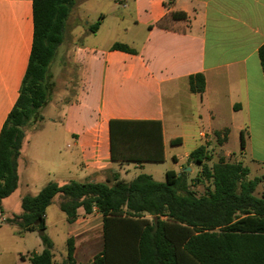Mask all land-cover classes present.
<instances>
[{
	"label": "crops",
	"instance_id": "0c3cea01",
	"mask_svg": "<svg viewBox=\"0 0 264 264\" xmlns=\"http://www.w3.org/2000/svg\"><path fill=\"white\" fill-rule=\"evenodd\" d=\"M112 1L111 16L121 26L120 38L103 48L82 41L70 51L78 69L74 97L63 107L58 122L47 118L48 124L24 129L26 137L17 158V188L1 201L7 202L6 206L14 202L21 207L25 195H14L21 182L20 168L38 166L47 172L51 165L65 163L68 182H99L113 172L126 181L123 174L130 173L129 165L110 160V120L159 121L164 161L170 158L173 164L187 160L189 153L201 145L207 150L215 145L223 147L232 137L239 134L243 138L246 131L264 126V78L258 59V49L264 44V0H175L169 7H165V0ZM171 13H182L185 19H173ZM104 21L103 17L93 34ZM160 21L164 28L157 26ZM32 39V0H0V131L18 98ZM115 42L133 53L111 50ZM195 74L204 77L201 95L189 92L188 77ZM194 112L206 130L192 137L188 127L196 125ZM60 141L67 143L65 155L58 153ZM171 141L174 145L193 142V148L184 157L167 154ZM136 167L161 182L159 171L140 164ZM32 177L23 181L24 186ZM47 209L45 229L49 227ZM92 217L101 228V241H97L98 253L101 251V214L97 210L85 214L79 208L72 223L64 214L62 220L69 226L65 250L58 255L52 250L53 264H69L68 239L73 240V263L84 264L80 253L83 245L91 249L95 244L90 238ZM144 218L151 219L148 215ZM83 234L86 239L79 238ZM50 241L53 245V239ZM42 249L38 239V251L33 253ZM20 261L29 262L23 255Z\"/></svg>",
	"mask_w": 264,
	"mask_h": 264
},
{
	"label": "trees",
	"instance_id": "16d2710c",
	"mask_svg": "<svg viewBox=\"0 0 264 264\" xmlns=\"http://www.w3.org/2000/svg\"><path fill=\"white\" fill-rule=\"evenodd\" d=\"M175 0H165L169 7ZM75 0H32L33 39L18 98L0 131V203L17 188V158L24 129L41 120L40 113L54 94L53 67L63 44L68 15ZM173 19H185L171 13ZM157 26L164 28L163 21ZM99 22L89 27L95 33ZM111 50L133 53L114 43ZM264 78V44L258 49ZM189 92L201 95L202 74L188 77ZM175 141L170 144L174 145ZM109 152L113 163L164 161L159 121L110 120ZM207 146L192 150L187 158L200 168L199 179L210 186L202 195L189 189L188 173L166 171L157 182L140 174L129 182L117 172L103 182L47 183L35 196H24L21 214L6 218L23 232L44 230L45 211L55 196L68 223L82 208L102 216V248L91 264H264V194L254 195L264 175L247 180L249 169L241 162L219 157L211 167ZM1 212V210H0ZM151 219H145L144 216ZM36 223V224H35ZM43 249L28 257L30 264H53L52 242L40 236ZM67 261L73 263V240L67 242Z\"/></svg>",
	"mask_w": 264,
	"mask_h": 264
},
{
	"label": "rangeland",
	"instance_id": "374dc122",
	"mask_svg": "<svg viewBox=\"0 0 264 264\" xmlns=\"http://www.w3.org/2000/svg\"><path fill=\"white\" fill-rule=\"evenodd\" d=\"M113 5L112 0H75V4L66 20L63 44L59 49L58 58L53 67L55 78L54 94L48 104L42 109L40 113L41 120L33 123L34 125L48 124L49 122L47 118H53L58 122L60 119L58 117H61L63 107L74 97L78 81V69L77 65L72 60L70 51L82 41L86 44L103 48L111 41H117L120 38L122 34L121 26H119L111 16ZM103 17L105 18V21L97 34H90L89 27L97 22H99L100 25V21ZM180 100L185 102L183 99ZM182 112L184 113V111ZM194 117L196 125H192L191 128L190 126L188 127V130H190L189 133L192 137L197 136L198 132H204L206 130L205 124L200 123L196 115ZM33 124L31 125L32 127ZM31 126L28 127V129L31 128ZM175 132L178 133L179 131L175 130ZM24 133L26 137L25 130ZM192 143L193 142H187L183 145H168L166 147L167 154H175L178 157H184L186 153H189L192 150ZM66 144L67 143L64 141L58 143L57 147L60 155H65V152L68 150ZM208 153L210 154V161L206 163L208 167H211L216 163L219 157H224L227 162H241L243 166L247 167L249 169L247 180L260 178L264 175V126L258 131H246L243 138H241L239 134L232 137L226 146L221 147L215 145V147L208 150ZM224 153H229L230 155L225 157L223 155ZM60 162L64 163L62 160H60ZM126 165H129L131 169L130 173L123 174V178L126 181L132 180L136 174H144V171L140 170L142 167H136L135 163H128ZM140 165H145L147 170H154L156 173L159 171L161 182L165 180L166 171L173 170L179 173L186 168H190L191 170L187 172V183L189 189L196 195H202L210 186V183L204 179L199 182L196 181V179H199L200 168L193 163H188L185 159L177 162V164H173L171 159L167 158L166 161L161 163H140ZM19 173L21 182L14 195L24 194L25 196H35L38 191L49 182L66 183L69 181V179H66L67 171L65 163L63 166H59L58 164V167L51 165L47 172H45V168L44 171H40L39 167L35 166L31 170H23L20 168ZM31 175H33L32 179L28 181L27 186H24L23 181L30 178ZM106 179L110 180L111 176L109 174L104 175L99 182H103ZM263 194L264 183L260 182L255 189L254 195L261 197ZM59 201L60 197L57 195L48 207V219L46 224L49 227L43 231L45 236L53 239L52 250L57 255L65 250L64 239L69 227L62 220L64 214L59 210ZM6 203L7 202H1L0 204L6 218H11L21 213V207L18 203L15 205L14 202H11L9 206H6ZM2 204L5 206V209L2 208ZM80 217L82 218L84 215ZM91 221L93 223V228L90 232V238L94 239L95 244L91 249H88L87 245H83L80 253L83 254L82 261L84 264H91L92 257L99 251L97 241H101V228L97 224V220L93 219ZM81 223L85 222L83 221ZM79 238L86 239L87 235L83 234ZM38 239H40L38 230L34 232H23L19 226L1 221L0 264H23L20 261V256L23 255L29 257L33 252H37ZM85 255L88 256L85 257ZM25 264L30 263L26 262Z\"/></svg>",
	"mask_w": 264,
	"mask_h": 264
},
{
	"label": "water",
	"instance_id": "95a60500",
	"mask_svg": "<svg viewBox=\"0 0 264 264\" xmlns=\"http://www.w3.org/2000/svg\"><path fill=\"white\" fill-rule=\"evenodd\" d=\"M185 171H186V172H189V171H190V168H186ZM35 224H36V223H35ZM38 234H39L40 236H42V235H43V230H38Z\"/></svg>",
	"mask_w": 264,
	"mask_h": 264
},
{
	"label": "built area",
	"instance_id": "2783aa9c",
	"mask_svg": "<svg viewBox=\"0 0 264 264\" xmlns=\"http://www.w3.org/2000/svg\"><path fill=\"white\" fill-rule=\"evenodd\" d=\"M95 210H96V208H93V209H92V211H95ZM1 221H4V220L1 218V215H0V222H1Z\"/></svg>",
	"mask_w": 264,
	"mask_h": 264
}]
</instances>
